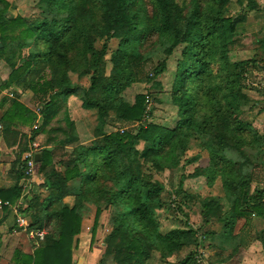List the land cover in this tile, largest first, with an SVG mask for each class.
<instances>
[{
    "label": "trees",
    "instance_id": "16d2710c",
    "mask_svg": "<svg viewBox=\"0 0 264 264\" xmlns=\"http://www.w3.org/2000/svg\"><path fill=\"white\" fill-rule=\"evenodd\" d=\"M230 2L37 0L42 17L25 23L6 18L7 5L0 0V59L10 68L6 83L0 85V96L11 86L14 94L32 93L41 106L36 113L17 97L0 99V140L7 148H16L6 173L15 185L0 189L1 202L14 205L18 201L22 192L18 184L27 178L24 156L39 134L55 131L46 132V128L59 114L58 103L65 105L73 97L62 119L65 139L47 140L52 146L37 152L42 179L38 189L47 195H33L20 210L28 219L27 232L42 230L43 239H33L31 255L15 251L10 264H74L76 238L89 205L95 208L91 241L102 211L116 210L103 241L102 260L111 264H145L153 254L167 262L184 249L204 248L205 238L213 239L214 233L190 227L162 233L156 217V210L164 205V187L153 175L176 169L190 142L207 155L208 165L189 178H205L209 187L220 182L222 196L203 205L201 225L212 221L222 225L218 247L234 242L237 232L250 223L251 213L264 217V188L250 190L253 170L264 167V131L259 133L251 122L241 119L244 108L256 104L245 91L246 78L258 70V64L231 62L229 56L241 44L239 28L246 20L242 8L250 14L261 8L255 0H236L240 12L231 16L226 10ZM97 36L118 41L108 76L103 74L107 46L97 50ZM149 40L154 54L163 57L153 68L152 79L165 72L166 60L182 47L168 95L177 112L172 129L143 124L151 115L146 110L149 95H136L132 104L124 98L134 84L151 83L146 67L152 54L144 51ZM24 49L30 53L16 63L18 52ZM71 75L77 80L87 78L88 87L73 82ZM78 107L97 113L90 146L79 144L70 119ZM39 117L40 128L32 130ZM111 119L138 126L134 134H107ZM21 128L31 132L25 134ZM141 143L146 145L143 152L138 149ZM66 146H72L71 152H65ZM75 181L77 185L70 188ZM67 197L73 198L71 206L64 204ZM184 204L181 201L174 207L182 215ZM240 220L243 225L238 230ZM257 238L264 252V231ZM238 246L239 242L234 244L231 254ZM198 262L196 251H191L177 264Z\"/></svg>",
    "mask_w": 264,
    "mask_h": 264
},
{
    "label": "rangeland",
    "instance_id": "374dc122",
    "mask_svg": "<svg viewBox=\"0 0 264 264\" xmlns=\"http://www.w3.org/2000/svg\"><path fill=\"white\" fill-rule=\"evenodd\" d=\"M6 5V18L14 19L19 18L25 23L33 22L34 20L42 17V11L37 5V0H3ZM185 0H177L179 4ZM187 1V0H186ZM2 7V4L0 5ZM242 14L249 13L245 8H242ZM227 15L235 16L240 12L239 6L236 4V0H231V2L226 6ZM243 31V27L239 28L240 37ZM18 33V32H17ZM16 34V33H15ZM239 37V38H240ZM241 39V38H240ZM243 41V40H242ZM240 44V47H236V50L230 53L231 62L245 61L251 58L252 53L249 51H243V44ZM18 42V41H17ZM16 42V43H17ZM12 43L13 45L16 44ZM18 44V43H17ZM107 46V52L104 57V75L108 76L111 63L110 58L117 49L118 41L111 40L105 41L104 38L96 37L95 48L100 50L103 45ZM1 45V44H0ZM182 47L177 48L173 55L166 60V69L159 77L152 79L153 68L162 62L163 57L159 54H154L153 51V42L149 40L146 43V48L144 51H149L151 56V62L146 67V73L151 80L149 84H134L131 88L127 89L124 93V98L128 104H132L134 97L138 94L149 95L146 110L151 112L150 116H146L143 119V124H153L160 126L166 129H172L177 123V112L176 109L170 104L169 101V91L171 83L173 80V74L175 69L176 61L179 59L180 51ZM2 49V45L0 47ZM16 53V52H15ZM30 53V49H24L19 51L20 56L17 57L16 63L19 62V58L27 57ZM17 55V53H16ZM257 55L251 58L253 61L257 62ZM250 59V60H251ZM10 74V68L4 61L0 59V85L6 83ZM258 70L254 69L253 74L246 78V94L253 101L252 103H261V96L259 91L261 89V83L258 78ZM73 82L82 85L83 87H88L89 83L87 78L77 80L76 75H71ZM13 88L10 86L7 90L1 92L0 99L7 97L8 100L18 98V101L23 104L28 109L39 111L41 106L36 104L35 98L30 92H17L13 93ZM264 92V91H263ZM256 98V100L252 99ZM73 98V97H72ZM258 99V100H257ZM155 100V101H154ZM264 102V101H263ZM57 108L59 109V114L55 117L51 124L46 128V132L50 129L55 131H49V133L39 134L33 144L40 146L42 140L38 138L39 136L44 138V143H47V140L53 139L54 143L57 140L65 139L67 134L66 124L62 119H64L65 114L64 110L67 106V103L61 104ZM263 104H259L257 107L246 106L244 108L243 115L241 116L242 120L249 121L251 124H254V128L260 129L261 120L259 119V114L257 113L258 109ZM79 108V107H78ZM264 109V108H263ZM262 110L261 113L264 111ZM261 117H264L262 115ZM70 119L74 123L76 136H79V143L84 146H90V144L95 140L93 138V131L97 125V113L95 111H87L80 108L73 109L70 113ZM41 126L40 117L35 121L32 126V130H37ZM138 124L128 125L125 123H119L113 119L108 122V127L106 128V133H123L124 131H130L131 134H134L137 129ZM36 127V128H35ZM57 129V130H56ZM61 129V130H59ZM20 131H23L25 134L31 132L30 128H21ZM260 132V131H259ZM96 142H101L97 140ZM189 149L186 152L185 157L181 160L179 166L174 170H165L159 174L153 175V180L163 185L164 190L161 194V200L164 205L156 210V217L160 224V229L162 233H165L174 228H186L190 227L195 230H200L201 233H214L213 239L205 238L203 242L204 248L192 247L191 249H184L177 255L172 256L167 262L160 260L158 254H153L146 261L145 264H177L182 260L189 252L196 251L198 255V264H264V252L261 248V243L257 238V235L260 231H264V217L256 216L254 213L249 215L250 223L246 225L243 229L237 232L234 242H227L224 245L218 247L219 241L217 238L222 233V225L212 221L209 225L202 227V216L204 213L203 205L208 203L209 200L216 199L222 196L221 186L219 180L214 182L212 187L207 185L205 178H189L195 170L203 169L208 165L207 155L202 152L194 142H190ZM32 146V145H31ZM52 146V143H50ZM146 145L144 143L139 144V151L143 152ZM32 148V147H31ZM72 147L66 146L65 152H71ZM40 148H38L39 151ZM69 149V150H67ZM37 155V149L33 148ZM184 179L181 181V179ZM78 181H75L71 184L70 188L75 187ZM264 188V167L260 169L253 170L252 172V184L251 192L257 189ZM182 189V190H181ZM181 191V193L179 192ZM39 194V193H38ZM186 195L187 198H183V195ZM34 195V194H33ZM37 195V194H36ZM41 198L44 194H41ZM264 203V195H263ZM185 203L180 212L175 210V206L180 202ZM64 204L71 206L73 204V198L67 197L64 199ZM87 211L83 214L82 218V228L80 227L81 233L78 234L77 247L73 253V263L74 264H99L100 261L103 264H111L110 260H102V254L104 251V238L110 231L109 220L110 217L115 213V209H108L102 211L97 226L95 229L93 240L91 241V227L94 222L95 208L91 205L86 206ZM243 225V221L240 220L237 226L239 230ZM31 232L29 236L31 237ZM35 239V238H32ZM34 241V240H33ZM240 243L236 253L231 254L234 244ZM211 245V247L209 246ZM208 247V248H207ZM230 257V258H229ZM221 260H224L221 262Z\"/></svg>",
    "mask_w": 264,
    "mask_h": 264
},
{
    "label": "crops",
    "instance_id": "0c3cea01",
    "mask_svg": "<svg viewBox=\"0 0 264 264\" xmlns=\"http://www.w3.org/2000/svg\"><path fill=\"white\" fill-rule=\"evenodd\" d=\"M255 2L261 9L256 14L245 13L246 20L245 23L240 26V28L243 27L240 38L241 41L243 40V51L251 52V58H253L255 55H257L255 58H258V61L256 62L258 64L257 76L260 80L259 82L262 84L259 95L261 96L260 100H262L261 103L263 104L260 109H258V111H260L264 108V0H255ZM251 58L247 60H250ZM252 74L253 71L251 72V75ZM252 99L256 100V98L253 97ZM72 101L73 98L70 97L67 101V104L70 105ZM261 103H256L255 107ZM77 109L80 110V108ZM262 115H264V112L257 116L261 120L260 129L256 128L258 132L260 131L259 133L264 131V117H261ZM252 126H254V124ZM38 138L42 140L40 146H36L32 143V145H34L37 149V152L38 148H42L47 145V143H44V138L40 136ZM48 145L50 146V143H48ZM15 151L16 148H7L0 140V189H10L15 185V181H13L6 174L9 170V165L13 160V154ZM67 152H70V150ZM41 181V176L37 172V166H35L33 176L22 179L18 184L22 189L18 201L14 205L10 203L9 207L0 206V264H10L15 251H19L24 255L32 254L33 239L29 236L27 227L25 228L24 226L17 224L16 220L23 219L28 226V219L24 214L20 213V210L22 209L24 203L32 198L33 194L36 195L39 193L41 195L43 193L44 196L42 198L47 195L45 191L38 189V185L41 183ZM4 209H7V211L4 212Z\"/></svg>",
    "mask_w": 264,
    "mask_h": 264
},
{
    "label": "built area",
    "instance_id": "2783aa9c",
    "mask_svg": "<svg viewBox=\"0 0 264 264\" xmlns=\"http://www.w3.org/2000/svg\"><path fill=\"white\" fill-rule=\"evenodd\" d=\"M36 113H38V111L36 110ZM36 128V127H35ZM35 148L34 145H32L33 149ZM35 152L33 150L29 151L24 158L26 159V167H25V175L26 177H31L34 174V168L36 166V162H35ZM0 206H10V204L8 202H1L0 201ZM17 224H20L21 226H24L25 228L27 227L26 222L23 219H17L16 220ZM44 236V231H37L31 234V238H35L38 239L39 241H41L43 239Z\"/></svg>",
    "mask_w": 264,
    "mask_h": 264
},
{
    "label": "water",
    "instance_id": "95a60500",
    "mask_svg": "<svg viewBox=\"0 0 264 264\" xmlns=\"http://www.w3.org/2000/svg\"><path fill=\"white\" fill-rule=\"evenodd\" d=\"M0 47H1V45H0ZM34 159H35V162H37L38 161V155H35Z\"/></svg>",
    "mask_w": 264,
    "mask_h": 264
}]
</instances>
